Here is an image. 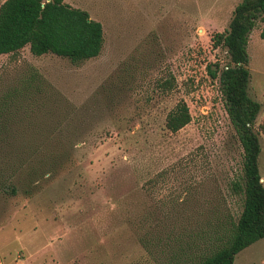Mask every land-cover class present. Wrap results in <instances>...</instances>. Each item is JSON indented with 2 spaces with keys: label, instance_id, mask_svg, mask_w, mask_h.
I'll return each instance as SVG.
<instances>
[{
  "label": "rangeland",
  "instance_id": "374dc122",
  "mask_svg": "<svg viewBox=\"0 0 264 264\" xmlns=\"http://www.w3.org/2000/svg\"><path fill=\"white\" fill-rule=\"evenodd\" d=\"M66 1L103 24L99 56L0 55L3 85L36 69L57 93L30 117L52 127L43 153L16 172V193L0 191V264H165L219 213L243 208L233 182L244 149L210 71L229 61L213 35L240 0ZM248 51L264 182V18ZM181 100L192 118L172 132ZM234 264H264V237Z\"/></svg>",
  "mask_w": 264,
  "mask_h": 264
},
{
  "label": "trees",
  "instance_id": "16d2710c",
  "mask_svg": "<svg viewBox=\"0 0 264 264\" xmlns=\"http://www.w3.org/2000/svg\"><path fill=\"white\" fill-rule=\"evenodd\" d=\"M263 18L264 0H240L229 27L213 35L215 46H225L229 54L226 64L210 71L219 78L226 110L244 149L243 174L233 182L234 190L243 194L242 211L237 219L219 213L200 238L190 236L187 246L170 249L165 264H234L239 252L264 237L261 143L254 128L262 103L249 93L248 51L250 34ZM104 42L103 24L66 0H5L0 5V55L14 58L29 46L35 56L53 53L81 64L99 56ZM3 81L0 77V191L14 194L12 178L43 153L44 142L38 140L52 131L49 123L30 117L46 113L43 108L57 93L36 69L6 85ZM191 118L187 102L181 100L168 113L166 127L177 132Z\"/></svg>",
  "mask_w": 264,
  "mask_h": 264
},
{
  "label": "water",
  "instance_id": "95a60500",
  "mask_svg": "<svg viewBox=\"0 0 264 264\" xmlns=\"http://www.w3.org/2000/svg\"><path fill=\"white\" fill-rule=\"evenodd\" d=\"M261 180H263V178H261Z\"/></svg>",
  "mask_w": 264,
  "mask_h": 264
}]
</instances>
